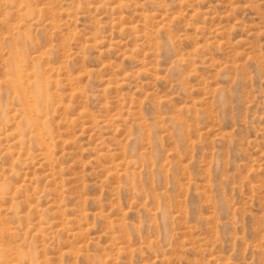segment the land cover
<instances>
[{
    "label": "rangeland",
    "instance_id": "rangeland-1",
    "mask_svg": "<svg viewBox=\"0 0 264 264\" xmlns=\"http://www.w3.org/2000/svg\"><path fill=\"white\" fill-rule=\"evenodd\" d=\"M0 264H264V0H0Z\"/></svg>",
    "mask_w": 264,
    "mask_h": 264
}]
</instances>
